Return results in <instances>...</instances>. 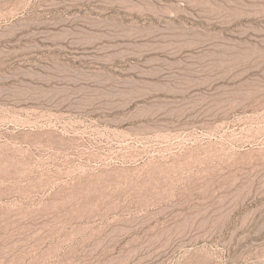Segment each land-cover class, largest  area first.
Returning <instances> with one entry per match:
<instances>
[{
	"label": "rangeland",
	"instance_id": "rangeland-1",
	"mask_svg": "<svg viewBox=\"0 0 264 264\" xmlns=\"http://www.w3.org/2000/svg\"><path fill=\"white\" fill-rule=\"evenodd\" d=\"M0 264H264V0H0Z\"/></svg>",
	"mask_w": 264,
	"mask_h": 264
},
{
	"label": "bare ground",
	"instance_id": "bare-ground-1",
	"mask_svg": "<svg viewBox=\"0 0 264 264\" xmlns=\"http://www.w3.org/2000/svg\"><path fill=\"white\" fill-rule=\"evenodd\" d=\"M2 149V147L0 146V150ZM5 174L4 172L2 171V159L0 158V177H4Z\"/></svg>",
	"mask_w": 264,
	"mask_h": 264
}]
</instances>
